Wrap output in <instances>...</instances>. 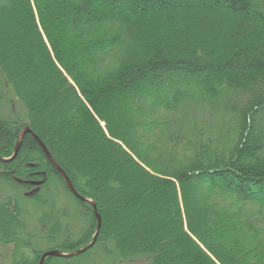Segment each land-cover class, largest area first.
Here are the masks:
<instances>
[{
    "label": "trees",
    "instance_id": "16d2710c",
    "mask_svg": "<svg viewBox=\"0 0 264 264\" xmlns=\"http://www.w3.org/2000/svg\"><path fill=\"white\" fill-rule=\"evenodd\" d=\"M0 112V156L29 127L95 203L81 254L264 264V0H0ZM0 181L13 264L93 238L92 207L30 133ZM62 190L83 220L73 241Z\"/></svg>",
    "mask_w": 264,
    "mask_h": 264
},
{
    "label": "rangeland",
    "instance_id": "374dc122",
    "mask_svg": "<svg viewBox=\"0 0 264 264\" xmlns=\"http://www.w3.org/2000/svg\"><path fill=\"white\" fill-rule=\"evenodd\" d=\"M5 92L8 93L7 90ZM18 106H19V104H18ZM19 109H20V107H19ZM50 155H51V153H50ZM15 157L12 158L10 161L14 160ZM52 158H53V156H52ZM0 162H3V161H0ZM56 163L59 165V163L57 161H56ZM56 189L59 190L58 188H56ZM0 190H2L1 193L4 192L5 194L8 193V195H12V193L10 192V187H8L6 184H4L1 181H0ZM54 198H55L54 203L56 204V206H65L66 207V212H67V216H68L66 219H64V220L62 219V221H60V224H61L60 228L65 230L66 233L64 235L62 234L63 236L62 235H57V236L58 237L62 236L64 238H68L69 240H72V241L76 240L77 238H79L78 235H79L80 228H83V223H78L76 221L78 220L80 222H83V220H82V217L80 216V213H78L77 210H76L75 202L63 190L61 192H59L56 196L54 195ZM24 204H26L28 206H31L32 208L34 207L33 204H30L28 202H24ZM31 207H28L29 210L32 209ZM77 213H78V215H77ZM75 215L77 216L76 218H74ZM30 226H31L32 230H35L34 229L35 227H39V226L41 227V225H39V223L37 221H35L34 219L30 220ZM41 228L44 231H46V227H41ZM44 238H46V237H44ZM36 239H37V241L39 243L38 244V249L46 250V249L54 246V243H52V244L51 243H45L47 240H44L43 238H41V236L40 237H36ZM51 249H53V248H51ZM11 252H12V246L3 245V244L0 243V264H13V259L11 257ZM52 263L53 264H108L109 260H107V259L104 260L102 258V251H100L97 248H95V249L92 248L86 254H81L80 253V254H78L76 256H73V257H70V258H65V259L61 258V257H56V258H54ZM133 264H140V262H134Z\"/></svg>",
    "mask_w": 264,
    "mask_h": 264
},
{
    "label": "water",
    "instance_id": "95a60500",
    "mask_svg": "<svg viewBox=\"0 0 264 264\" xmlns=\"http://www.w3.org/2000/svg\"><path fill=\"white\" fill-rule=\"evenodd\" d=\"M26 133H30L35 140L37 141V143L40 145V147L42 148L43 153L45 154L46 158L48 159V161L52 164V166L59 172V174L62 176L64 183L66 185V187L68 188V190L76 197L78 198L80 201L82 202H87L90 204V206L92 207V211H93V215L96 219V229H95V233L93 235V238L91 239L90 243L73 251L64 253L58 249H49L46 250L42 253V255L40 256L39 262L38 264H44L45 259L47 257H63V258H69V257H73L76 256L88 249H90L94 243L96 242L98 233H99V229H100V223H101V219H100V215L96 209V205L93 201L87 199L84 196H81L73 187L72 183L70 182L69 178L67 177L66 173L64 172V170L56 163V161L52 158V156L50 155L48 149L45 147V145L42 143V141L30 130L29 127H25L20 133H19V138L14 146L13 149V153L10 157H2L0 156V161L3 162H7L10 161L12 158H14L19 150L20 144H21V140L23 138V136ZM42 181H32V184H40Z\"/></svg>",
    "mask_w": 264,
    "mask_h": 264
},
{
    "label": "bare ground",
    "instance_id": "6f19581e",
    "mask_svg": "<svg viewBox=\"0 0 264 264\" xmlns=\"http://www.w3.org/2000/svg\"><path fill=\"white\" fill-rule=\"evenodd\" d=\"M74 187V186H73ZM75 188V187H74ZM76 190V189H75Z\"/></svg>",
    "mask_w": 264,
    "mask_h": 264
}]
</instances>
